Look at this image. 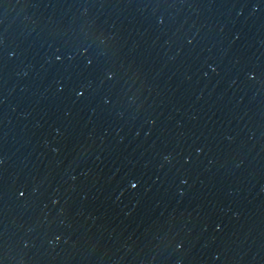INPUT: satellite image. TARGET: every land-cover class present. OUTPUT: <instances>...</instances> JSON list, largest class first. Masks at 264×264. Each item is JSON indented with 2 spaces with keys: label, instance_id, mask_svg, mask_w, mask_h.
<instances>
[{
  "label": "water",
  "instance_id": "water-1",
  "mask_svg": "<svg viewBox=\"0 0 264 264\" xmlns=\"http://www.w3.org/2000/svg\"><path fill=\"white\" fill-rule=\"evenodd\" d=\"M0 264H264V0H0Z\"/></svg>",
  "mask_w": 264,
  "mask_h": 264
}]
</instances>
